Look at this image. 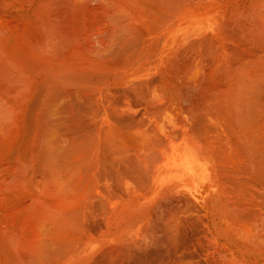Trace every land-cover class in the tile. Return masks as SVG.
<instances>
[{
  "label": "bare ground",
  "instance_id": "obj_1",
  "mask_svg": "<svg viewBox=\"0 0 264 264\" xmlns=\"http://www.w3.org/2000/svg\"><path fill=\"white\" fill-rule=\"evenodd\" d=\"M156 254L264 258V0H0V264Z\"/></svg>",
  "mask_w": 264,
  "mask_h": 264
},
{
  "label": "rangeland",
  "instance_id": "obj_2",
  "mask_svg": "<svg viewBox=\"0 0 264 264\" xmlns=\"http://www.w3.org/2000/svg\"><path fill=\"white\" fill-rule=\"evenodd\" d=\"M206 243H207V241H206ZM220 243H221V244H220ZM222 243H223V244H222ZM224 244H225L226 246L228 245L227 247H229V246L231 247V246H232L231 248L234 249L233 251H234L235 254H236V258L238 257L237 259L241 258V260H243V259L245 258V256H243V258H242V253L240 252V249H241V246H242L241 244H239V243H234V242H233V243H231V244H232V245H231L230 243L228 244V242L225 241V240H223V241H220V240H219V245H220L221 247H220V249H218V251H220V252H218V253H219V255H221L220 257L223 259V262H225V261H226V258H227V257L225 256L226 253H225V254L223 253V249L225 250V249L227 248L226 246H225L226 248H224ZM258 244H259V243H258ZM258 244H253L252 246H253L254 248H258V247H259ZM238 245H240V246L238 247ZM248 245H250V251H251V253H252V255H253V256H252L253 258L251 257V258H248L247 260H244V261H249V260L253 261V259H254V260L256 259V258H255V257H257L256 255H259L260 251L258 252V250L253 249V247H251V244H248ZM255 245H256V247H255ZM222 246H223V248H222ZM234 246H235V247H234ZM236 246H237V247H236ZM257 246H258V247H257ZM221 248H222V249H221ZM238 248H239V249H238ZM238 251H239L240 253H239ZM224 252H225V251H224ZM254 252H255V253H254ZM257 252H258V253H257ZM221 253H223L225 257L222 256L223 254H221ZM156 255H157V254H156ZM219 255H218V257H217V260H218V261H220V259H221V258L219 259ZM148 257H149V259H148ZM148 257L143 258V261L140 260L141 264H145V263H147L149 260H150V261H149L150 264H155V262H156V264H160V262L158 263L157 261H161V260H159V258H161V256L157 255V256H148ZM157 258H158V259H157ZM147 259H148V261H144V260H147ZM161 259H162V258H161ZM151 260H152V261H151ZM154 260H155V261H154ZM156 260H157V261H156ZM224 260H225V261H224ZM221 261H222V260H221ZM221 261H220V262H221ZM261 261H262V262H261ZM143 262H144V263H143ZM149 262H148V264H149ZM151 262H154V263H151ZM226 262H227V261H226ZM260 262H261L262 264H264V258L259 260V264H261ZM257 264H258V263H257Z\"/></svg>",
  "mask_w": 264,
  "mask_h": 264
}]
</instances>
